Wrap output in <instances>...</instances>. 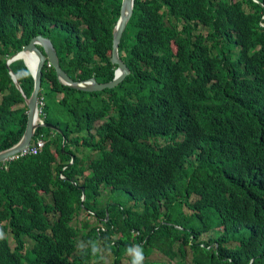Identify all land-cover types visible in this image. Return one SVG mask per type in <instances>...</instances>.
I'll use <instances>...</instances> for the list:
<instances>
[{
  "label": "trees",
  "instance_id": "trees-1",
  "mask_svg": "<svg viewBox=\"0 0 264 264\" xmlns=\"http://www.w3.org/2000/svg\"><path fill=\"white\" fill-rule=\"evenodd\" d=\"M118 5L0 0V148L25 119L6 56L38 32L70 77L106 80ZM117 53L128 71L93 90L42 62L39 114L59 130L0 160V264H93L97 239L107 264H264V0H132ZM8 66L28 94L22 60ZM80 209L97 222L75 225Z\"/></svg>",
  "mask_w": 264,
  "mask_h": 264
},
{
  "label": "water",
  "instance_id": "water-1",
  "mask_svg": "<svg viewBox=\"0 0 264 264\" xmlns=\"http://www.w3.org/2000/svg\"><path fill=\"white\" fill-rule=\"evenodd\" d=\"M131 5L132 0H119L117 15L110 29V48L108 53V60L114 63V67L111 77L106 80L98 81L92 75L78 78L70 77L59 66L55 49L49 37L38 32L30 35L27 41L24 42L19 49H16L6 56L4 65L14 86L18 89L22 96V100L25 104V119L23 128L17 139L11 144L0 148V160L8 158L11 156V154L18 151L22 146L26 145L29 142L30 137L33 134V130L37 125H44L54 130H59L58 126L48 120L43 119L37 111V95L38 88L40 86V68L44 60L49 62L50 66L53 68L54 76L59 82L81 90H93L99 89L103 86H112L128 71L126 64L118 56L117 42L119 40L124 23L130 15ZM37 45H39L40 48ZM24 51L30 52L34 58L31 68H29L24 58L20 55V52ZM14 58H20L22 60L31 76V87L28 94H24L22 92L17 82L16 75L8 66V62ZM82 197L83 194L81 193L80 198Z\"/></svg>",
  "mask_w": 264,
  "mask_h": 264
},
{
  "label": "rangeland",
  "instance_id": "rangeland-1",
  "mask_svg": "<svg viewBox=\"0 0 264 264\" xmlns=\"http://www.w3.org/2000/svg\"><path fill=\"white\" fill-rule=\"evenodd\" d=\"M55 97H58L60 95V92L56 91L54 93ZM50 100L47 102V105L45 107V110H46V117L50 116V117H60L62 119H68L67 115H66V111L64 110H61L62 114L61 113H53V112H50V111H53V110H56L57 108H51L50 106ZM40 115V114H39ZM48 133L50 134H55L54 132V129H51L49 128L48 129ZM85 152H87L88 154H91L93 153L92 150L90 149H87V148H83ZM77 153H80L79 151H76ZM106 196V191L105 190H101V194L99 196V203H103V198ZM108 200H117V201H120V202H123V203H131V199H129L124 193L120 192V191H109L108 193ZM76 218L75 220H73V223L75 225L78 224V221L82 218H85L87 219L88 221H92V222H97L96 219H94L91 215L90 216H87L85 217L84 214H83V210L80 209L77 213H76ZM117 234H119L118 232H115L113 234V236H116ZM205 236V235H203ZM8 242H9V245H12L13 242H12V239L10 237H8ZM96 251L98 252V257L96 260L93 261V264H107L108 262H110L111 258H112V252L111 250H109L106 246H103L100 244L99 240L97 239V243H96ZM134 253L135 252V245H131V248L126 251V252H123L121 257H120V260L122 262H126V259H127V253ZM185 256H189V252L187 250V252L185 251ZM147 257L148 258H151V259H154V260H161V259H166V256L164 255V253H161L160 251H158L157 249H152L148 254H147Z\"/></svg>",
  "mask_w": 264,
  "mask_h": 264
},
{
  "label": "built area",
  "instance_id": "built-area-1",
  "mask_svg": "<svg viewBox=\"0 0 264 264\" xmlns=\"http://www.w3.org/2000/svg\"><path fill=\"white\" fill-rule=\"evenodd\" d=\"M41 103H42L41 95H38L37 96V111L38 112H40ZM31 137H30L29 142L26 145L22 146L18 151L11 154V156L20 155L23 153H35V152H37L43 144V141H44L43 134L41 132H38V134L33 136L32 139H31ZM11 156H9V157H11ZM59 175H60V173H59Z\"/></svg>",
  "mask_w": 264,
  "mask_h": 264
},
{
  "label": "bare ground",
  "instance_id": "bare-ground-1",
  "mask_svg": "<svg viewBox=\"0 0 264 264\" xmlns=\"http://www.w3.org/2000/svg\"><path fill=\"white\" fill-rule=\"evenodd\" d=\"M20 55L24 58L25 62L28 64L29 68L32 67L34 58L30 52L24 51L20 52Z\"/></svg>",
  "mask_w": 264,
  "mask_h": 264
},
{
  "label": "clouds",
  "instance_id": "clouds-1",
  "mask_svg": "<svg viewBox=\"0 0 264 264\" xmlns=\"http://www.w3.org/2000/svg\"><path fill=\"white\" fill-rule=\"evenodd\" d=\"M45 62H47L48 64H49V62L47 61V60H45ZM50 65V64H49ZM53 69V68H52ZM38 96V95H37ZM38 114H39V112H38ZM142 258V257H141Z\"/></svg>",
  "mask_w": 264,
  "mask_h": 264
}]
</instances>
